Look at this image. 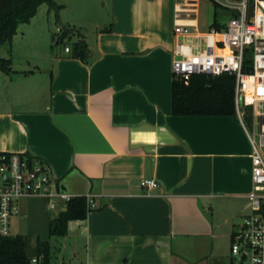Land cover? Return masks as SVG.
<instances>
[{
    "label": "crops",
    "instance_id": "0c3cea01",
    "mask_svg": "<svg viewBox=\"0 0 264 264\" xmlns=\"http://www.w3.org/2000/svg\"><path fill=\"white\" fill-rule=\"evenodd\" d=\"M201 1L184 6L198 27ZM102 3L94 44L79 30L87 60L63 46L16 67L18 29L0 55L14 70L0 71V152L46 162L62 190L95 203L62 237L46 226L49 264H230L252 187L246 133L235 116L171 114L177 0ZM144 178L158 187L145 192Z\"/></svg>",
    "mask_w": 264,
    "mask_h": 264
},
{
    "label": "built area",
    "instance_id": "2783aa9c",
    "mask_svg": "<svg viewBox=\"0 0 264 264\" xmlns=\"http://www.w3.org/2000/svg\"><path fill=\"white\" fill-rule=\"evenodd\" d=\"M216 1L228 19L218 20L224 25L217 29L207 25L206 17L205 30L200 31L196 13L184 8L187 0H177L171 69L184 81L192 74L234 76L235 115L251 145L252 187L248 213L231 236L229 259L230 264H264V0ZM139 185L145 192L158 187L150 178ZM73 196L59 187L46 162L17 152L0 153V235L12 234L11 220L20 212L21 197H41L48 210L59 212ZM85 198L91 210L92 195ZM30 264H41L40 257H32Z\"/></svg>",
    "mask_w": 264,
    "mask_h": 264
},
{
    "label": "trees",
    "instance_id": "16d2710c",
    "mask_svg": "<svg viewBox=\"0 0 264 264\" xmlns=\"http://www.w3.org/2000/svg\"><path fill=\"white\" fill-rule=\"evenodd\" d=\"M214 6L213 27L220 29L223 23L217 19V10L221 7L216 0H208ZM45 3L48 9L57 12L61 5L54 0H0V46L11 43L19 24L29 23L36 14L37 7ZM76 37L72 40V37ZM54 45L68 44V55L87 60L89 50L82 33L73 26L63 25L58 34L52 35ZM248 60V59H247ZM0 71L6 74L14 72L10 57L0 56ZM32 71H23L28 74ZM233 75L192 74L187 81L177 79L172 73L170 84V108L174 116H235ZM2 153V152H0ZM90 209L85 195H74L65 208L49 219L47 235L62 237L67 233L69 221L85 219ZM40 257L41 264H49L51 249L48 239L32 237L28 234L0 235V264H30L32 257Z\"/></svg>",
    "mask_w": 264,
    "mask_h": 264
},
{
    "label": "rangeland",
    "instance_id": "374dc122",
    "mask_svg": "<svg viewBox=\"0 0 264 264\" xmlns=\"http://www.w3.org/2000/svg\"><path fill=\"white\" fill-rule=\"evenodd\" d=\"M56 4L61 5L57 12L54 9H48L45 3H41L37 7L36 14L32 17L29 23H22L18 26V34L15 45L17 61L15 66L22 65L27 58L32 61L33 65L43 66L45 58L50 55L51 51H60L63 48L62 44L54 45L52 35L58 34L60 27L63 25L73 26L84 34V40L90 45L94 44L97 32L96 24L103 26L102 22L103 3L102 0H54ZM225 1V0H219ZM208 0L200 2V21L199 30L204 31L206 26V17L208 9ZM219 13V14H218ZM220 15V16H219ZM101 19V21H100ZM217 19L225 21L228 19L227 13L219 9L217 10ZM22 33L24 36H21ZM76 37H72L75 40ZM8 43L0 48V55L7 56L5 51ZM248 122V118L245 117ZM21 213L17 218L12 219L16 224L15 232L28 234L35 240L37 236L43 237L46 234V220L56 216L57 211L48 210L45 204L40 199L27 201L25 197L19 199ZM56 237H51V239Z\"/></svg>",
    "mask_w": 264,
    "mask_h": 264
},
{
    "label": "water",
    "instance_id": "95a60500",
    "mask_svg": "<svg viewBox=\"0 0 264 264\" xmlns=\"http://www.w3.org/2000/svg\"><path fill=\"white\" fill-rule=\"evenodd\" d=\"M215 12H214V6L209 5L207 9V25L211 26L214 22Z\"/></svg>",
    "mask_w": 264,
    "mask_h": 264
}]
</instances>
